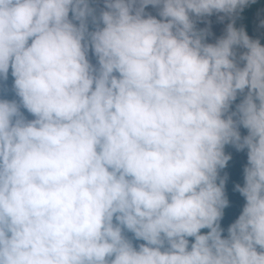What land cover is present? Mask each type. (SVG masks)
I'll return each mask as SVG.
<instances>
[{
	"label": "clouds",
	"instance_id": "obj_1",
	"mask_svg": "<svg viewBox=\"0 0 264 264\" xmlns=\"http://www.w3.org/2000/svg\"><path fill=\"white\" fill-rule=\"evenodd\" d=\"M0 264H264V0H0Z\"/></svg>",
	"mask_w": 264,
	"mask_h": 264
}]
</instances>
